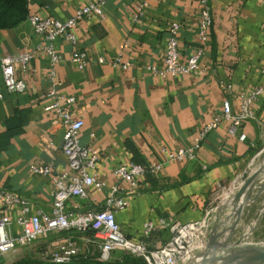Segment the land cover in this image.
Masks as SVG:
<instances>
[{
    "label": "crops",
    "instance_id": "crops-1",
    "mask_svg": "<svg viewBox=\"0 0 264 264\" xmlns=\"http://www.w3.org/2000/svg\"><path fill=\"white\" fill-rule=\"evenodd\" d=\"M89 1L29 0L30 15L69 20ZM143 2L148 3L145 16L134 22L135 10ZM209 2L213 26L200 69L177 79L155 78L148 68L164 67L173 23L182 26V59L195 52L198 0H110L105 18L86 20L77 30L79 47L90 59L86 71H80L73 62L75 48L58 39L53 45L62 61L55 68L54 79L49 56L38 49L48 42L35 33L29 20L15 29L0 31V135L7 131L8 120L17 111H24L26 120L23 133L0 151V189L28 201L32 214L52 213L53 177L69 167L63 151L66 130L55 122L52 113L45 111L52 102L47 98L51 91L77 98L74 110L85 123L81 143L99 150L100 160L93 173L107 184L104 192L91 188L89 198L69 200L67 209L74 213L105 208L109 192L120 183L115 170L121 165L162 164L166 160L163 150L191 147L198 131L222 112L225 101L239 110V97L264 82V0ZM25 51L32 53L34 59L26 70L17 68V78L24 80L27 90L9 93L1 59ZM100 58L106 62L101 64ZM118 58L124 64L130 63L131 68L115 67L112 62ZM227 86H231L230 91L224 89ZM254 110L256 118L243 126L246 142L230 138L223 125L209 134L196 160L166 163L158 175L149 174L137 192L122 194L129 206L118 214L117 220L129 240L143 242L153 251L161 249L171 239L170 231L158 227L151 237L145 238L146 223L158 226L162 219L182 224L202 221L218 194L241 181L252 158L264 150V97L255 102ZM34 165L53 166L55 174L36 175L31 170ZM20 215L21 207L9 211L0 202V220L3 216L8 218L11 236L21 234L17 222ZM217 225L218 222L212 229ZM68 236L51 234L28 251L8 255L15 258L24 252L44 259ZM74 237L78 257L98 254L91 233H77ZM120 254L115 253L114 258Z\"/></svg>",
    "mask_w": 264,
    "mask_h": 264
},
{
    "label": "built area",
    "instance_id": "built-area-1",
    "mask_svg": "<svg viewBox=\"0 0 264 264\" xmlns=\"http://www.w3.org/2000/svg\"><path fill=\"white\" fill-rule=\"evenodd\" d=\"M110 0H90L88 4L80 8L69 20H60L54 17L43 18L33 14L29 22L35 33L44 37L48 42L40 46V52L45 53L51 60L52 75L56 77V67L61 63L62 57L54 47V42L64 39L74 48L73 62L79 70L85 72L90 63L86 52L79 47L77 30L80 24L92 18H105V7ZM200 4V16L197 33L198 46L195 52L182 59L180 52V35L182 26L173 23L169 29V38L166 44L164 67L150 66L148 69L155 78L161 80L177 79L191 75L200 69V63L206 53L209 43L211 29L213 26L212 9L209 0H198ZM148 7L147 2L139 4L133 15V21L139 22ZM34 59L30 52H22L19 55H5L1 59L4 84L9 93L19 94L27 90L24 80L17 78V68L21 66L26 70ZM99 62L104 64L106 60L100 58ZM115 67L120 66L124 70L131 68L130 63H122L121 59H115ZM264 74V68H263ZM226 91L231 86L224 87ZM264 97V82L259 88L242 94L239 97V110L235 111L229 100L224 102L222 112L215 115L213 120L201 128L191 147H182L176 151L165 153V162L162 164L142 165L138 163L124 164L115 170V176L120 183L109 192L105 208L99 211H88L86 213H74L67 209V203L73 198H89V189L104 192L107 184L94 174V169L100 160L99 150L81 143L80 133L85 123L77 118L74 106L77 98L72 95H61L51 91L47 98L52 100L45 111L52 113L55 122L59 123L65 130L63 151L68 159V170L55 174L53 166H32L31 170L39 176H52L55 184L54 207L52 213L38 212L32 214L30 203L20 195L0 189V202L7 210L13 211L21 207V215L18 225L21 229L19 236H11L8 232L9 220L3 216L0 220V260L6 255L19 250L28 251L40 239L57 233H67V239L59 244L55 250L45 256V260L57 264H67L78 257L76 238L74 234L91 233L93 243L98 249V259L103 262L111 261L117 252H128L137 257L144 258L149 264H188L201 252L208 240L210 233L212 210L199 222L182 224L174 220L162 219L157 226L153 222L144 225V237L149 238L159 228L169 230L171 239L158 250H150L143 242L129 240L118 223L117 216L129 206V200L123 197L125 192L135 193L147 176L158 175L162 172L166 163H185L194 161L198 152L210 133L218 130L221 126H227L228 136L237 138L239 142H246L247 135L243 132L246 122L256 118L254 110L255 102ZM0 99L3 95L0 93ZM95 135L92 134V137ZM239 181L229 188L227 198H231L240 188ZM159 227V228H158Z\"/></svg>",
    "mask_w": 264,
    "mask_h": 264
},
{
    "label": "water",
    "instance_id": "water-1",
    "mask_svg": "<svg viewBox=\"0 0 264 264\" xmlns=\"http://www.w3.org/2000/svg\"><path fill=\"white\" fill-rule=\"evenodd\" d=\"M261 179L263 182L259 186V193L252 199V192ZM241 181L239 190L228 203L231 208L228 218L210 231L205 248L188 264H264V243L248 241L252 231L248 230L235 240L246 217L247 208L264 192V163L253 172L247 169L241 176ZM263 215L264 211H260L257 221Z\"/></svg>",
    "mask_w": 264,
    "mask_h": 264
},
{
    "label": "trees",
    "instance_id": "trees-1",
    "mask_svg": "<svg viewBox=\"0 0 264 264\" xmlns=\"http://www.w3.org/2000/svg\"><path fill=\"white\" fill-rule=\"evenodd\" d=\"M30 17L29 0H0V31L12 30L28 21ZM26 125L25 112L17 111V115L8 120L7 131L0 135V151H5L11 144V141L24 131ZM138 163V162H137ZM150 177V176H149ZM152 180V178H150ZM17 264H39L27 260H22ZM40 264H57L49 263ZM67 264H147L144 258L137 257L131 253L122 252L111 261L103 262L96 256H79Z\"/></svg>",
    "mask_w": 264,
    "mask_h": 264
},
{
    "label": "rangeland",
    "instance_id": "rangeland-1",
    "mask_svg": "<svg viewBox=\"0 0 264 264\" xmlns=\"http://www.w3.org/2000/svg\"><path fill=\"white\" fill-rule=\"evenodd\" d=\"M264 163V150L256 154L247 169L250 172H253L257 168H259ZM263 179L258 182V186L253 190L251 198H256L257 194L259 193V186L262 184ZM240 184L241 181H240ZM229 193V188L215 198L213 205L211 206L212 213L210 215L211 226L215 225L216 222L221 225L227 218L229 213L231 212V208H229L228 203L231 198H227V194ZM210 209V210H211ZM260 211H264V192H262L258 199L253 202L248 208L246 212V217L244 218L239 231L237 233V238L242 237L244 234L248 232V230L252 231L251 235L249 236V240L252 243H264V215L263 217L258 220V214ZM232 218V217H231ZM231 221V220H230ZM128 253V252H126ZM97 255V254H96ZM92 255V256H96ZM22 260H27L33 263H49L48 260L45 259H38L34 256H30L27 253H20V255L16 256L15 258H10V255H6L2 260H0V264H17ZM146 261V260H145ZM147 262V261H146ZM147 264H149L147 262Z\"/></svg>",
    "mask_w": 264,
    "mask_h": 264
}]
</instances>
